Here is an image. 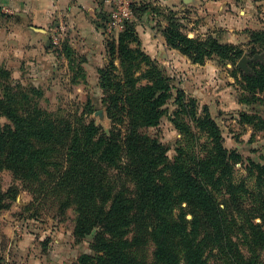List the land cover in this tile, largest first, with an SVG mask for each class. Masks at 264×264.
<instances>
[{
	"label": "trees",
	"instance_id": "obj_1",
	"mask_svg": "<svg viewBox=\"0 0 264 264\" xmlns=\"http://www.w3.org/2000/svg\"><path fill=\"white\" fill-rule=\"evenodd\" d=\"M164 36L170 48L196 63L212 57L236 62L244 54L239 46L213 37H188L173 19ZM141 47L131 21L118 42L109 43L111 61L99 70L112 122L109 131L93 121L74 125L39 106L22 113L14 107L20 105L15 93L0 98V115L12 122L0 124V173L12 171L40 199L54 198L62 212L74 208L78 240L96 232L91 253L73 264H264L262 224L256 219L231 221L228 204L218 200L225 192L236 204L237 189H247L244 182L235 185L234 163L240 157L225 147L210 113L197 117L196 102L186 103L185 92H178L176 115H187L210 140L203 156L179 150L171 159L170 148L149 133L167 113L173 86ZM244 77L254 96L264 93V65ZM253 164L258 189L264 191V166ZM11 193L0 185V207L7 198L14 199ZM184 204L187 211L176 215ZM259 211L264 220V201Z\"/></svg>",
	"mask_w": 264,
	"mask_h": 264
},
{
	"label": "rangeland",
	"instance_id": "obj_2",
	"mask_svg": "<svg viewBox=\"0 0 264 264\" xmlns=\"http://www.w3.org/2000/svg\"><path fill=\"white\" fill-rule=\"evenodd\" d=\"M106 1L97 0L99 10L93 18L104 35L106 55L103 52L91 56L92 50L77 47V39L71 36V30L58 29L46 39L47 48L52 50L46 63L37 59L30 64L22 63L13 51L0 54V98H9L15 93L20 105L14 107L22 113L27 108L39 106L74 125L80 121L83 124L93 121L109 131L112 122L103 102L99 70L109 65L112 58L109 43L118 42L128 21L136 24L137 32L138 28L143 31L147 27L158 45L160 34L166 41L164 30L173 19L188 37L203 40L213 37L222 44L239 46L244 54L236 62L212 57L196 63L174 49L197 66L190 74V69L184 66L177 68L169 60L163 63L147 53L138 32L141 48L165 70L173 86V97L165 106L167 113L159 126L149 133L170 148L171 159L179 154V150L184 154L203 156L210 140L187 115L182 112H179L180 116L176 115L180 111L176 102L178 92H185L186 103L196 102L197 117L205 116L207 110L222 130L225 147L240 157V162L234 163L235 185L240 187L244 182L247 189L246 193L237 189L236 204L225 192L218 194V200L228 204L231 221L242 224L256 219L264 229L259 211L264 191L258 189V168L253 164L264 166V128L260 125L261 118L264 119V93L258 92L254 96L247 89L244 77L264 65V0H176L175 4L161 0H108L105 4ZM113 12L117 13L118 22ZM209 13L210 16L213 13V17L206 19L205 15ZM215 15L221 20H216ZM217 24L220 28L213 34L203 32L208 26ZM242 58L248 60L246 69L239 67ZM113 59L120 71L117 55ZM176 122L183 130L178 129ZM6 123L12 122L0 115V124ZM0 179L2 191L11 190L14 197L7 198L0 207V264H73L82 254L91 253L96 232L78 240L74 233V208L60 211L54 198L40 199L8 169L0 173ZM183 207L177 208L176 215L182 209L187 211V205ZM235 233L242 237L239 229ZM241 248L247 253L244 246ZM262 256L264 260V250Z\"/></svg>",
	"mask_w": 264,
	"mask_h": 264
},
{
	"label": "crops",
	"instance_id": "obj_3",
	"mask_svg": "<svg viewBox=\"0 0 264 264\" xmlns=\"http://www.w3.org/2000/svg\"><path fill=\"white\" fill-rule=\"evenodd\" d=\"M161 1L166 4L177 3L176 0ZM108 3L107 0L105 4ZM98 10L97 0H0V50L3 49L0 54L13 51L18 56L16 59L22 63L30 64L35 59L46 63L52 51L47 48V37L58 29L68 28L72 31L71 36L77 39L78 48L92 50L91 56L103 52L106 55L104 35L93 20ZM205 16L209 19L213 13ZM215 16L216 20H221ZM219 28V24L208 26V30L203 29V32L213 34ZM138 32L144 50L160 62L166 63L165 60H169L177 68L184 66L190 69V74L194 72V67L197 68L177 50L169 48L162 34L158 38V45L147 27L143 31L138 28Z\"/></svg>",
	"mask_w": 264,
	"mask_h": 264
},
{
	"label": "water",
	"instance_id": "obj_4",
	"mask_svg": "<svg viewBox=\"0 0 264 264\" xmlns=\"http://www.w3.org/2000/svg\"><path fill=\"white\" fill-rule=\"evenodd\" d=\"M248 63V60L246 58H242L241 61L239 62V67L246 69L245 65Z\"/></svg>",
	"mask_w": 264,
	"mask_h": 264
},
{
	"label": "built area",
	"instance_id": "obj_5",
	"mask_svg": "<svg viewBox=\"0 0 264 264\" xmlns=\"http://www.w3.org/2000/svg\"><path fill=\"white\" fill-rule=\"evenodd\" d=\"M109 1L111 2V1H113V0H109ZM112 14H113L114 19L118 22L119 20H118V18H117V13H114V12H113ZM116 21H115V22H116Z\"/></svg>",
	"mask_w": 264,
	"mask_h": 264
}]
</instances>
